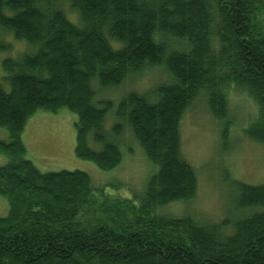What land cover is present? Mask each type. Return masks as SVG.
Instances as JSON below:
<instances>
[{"label":"trees","instance_id":"obj_1","mask_svg":"<svg viewBox=\"0 0 264 264\" xmlns=\"http://www.w3.org/2000/svg\"><path fill=\"white\" fill-rule=\"evenodd\" d=\"M0 29L36 49L2 61L10 91L0 83V128L10 139L0 141L9 160L0 166V196L9 202L0 264H264V184L234 181L231 205L250 211L234 223L157 214L197 193L180 124L202 93L217 120L228 115L230 88L251 98L259 115L244 133L264 145V0H0ZM160 66L172 80L155 88V100L131 92L118 109L158 166L142 197L110 196L85 171L42 173L25 158L28 120L67 108L78 115L76 156L116 167L121 150L107 142L106 109L93 104L91 81L108 89ZM92 131L101 151L88 146ZM92 207L117 224L86 219Z\"/></svg>","mask_w":264,"mask_h":264},{"label":"rangeland","instance_id":"obj_2","mask_svg":"<svg viewBox=\"0 0 264 264\" xmlns=\"http://www.w3.org/2000/svg\"><path fill=\"white\" fill-rule=\"evenodd\" d=\"M63 7L71 20L79 25V16L70 10L69 2L63 3ZM0 42L6 46L0 51V83L5 91H10L9 83L4 80L7 73L2 61L6 58L18 59L25 53H34L36 49L25 41L16 40L3 29H0ZM108 43L113 49H116L113 44H120L114 40ZM171 80L163 66L143 69L126 78L122 84L108 89L101 88L98 80L92 79L91 88L95 93L92 102L96 107L106 109L102 128L107 142L114 141L122 154L120 164L113 169L102 170L95 163L76 156L75 124L78 115L67 108L57 114L39 110L28 120L22 133L25 158L42 173L85 171L90 175L94 189L103 190L110 196L137 200L157 173L158 166L147 159L129 125L119 118V105L131 92L148 95L149 99L155 100L152 94L155 88ZM228 99L230 110L223 120H217L212 115L204 93L184 114L180 124V152L196 172L197 193L190 200L174 201L160 207L158 215L190 217L202 223L224 220L234 223L240 213L241 216L250 214L249 210L236 213L231 203L236 193L234 181L264 184V145L250 140L244 133V129L257 119L259 112L253 100L237 87L229 89ZM9 139V132L0 128V141L8 142ZM87 143L95 151L103 149V144L95 141L93 131L88 134ZM8 161L0 151V166ZM8 211V200L0 196V218L5 217ZM85 218L92 222L117 224L111 216L102 215L96 207L90 208ZM228 229L227 232L231 233V229Z\"/></svg>","mask_w":264,"mask_h":264}]
</instances>
